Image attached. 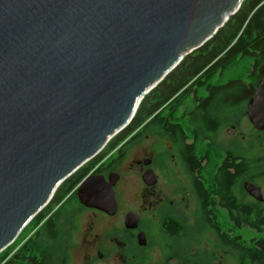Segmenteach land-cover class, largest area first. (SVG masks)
<instances>
[{
	"label": "water",
	"instance_id": "1",
	"mask_svg": "<svg viewBox=\"0 0 264 264\" xmlns=\"http://www.w3.org/2000/svg\"><path fill=\"white\" fill-rule=\"evenodd\" d=\"M241 2L0 0V250ZM246 114L264 130V79Z\"/></svg>",
	"mask_w": 264,
	"mask_h": 264
},
{
	"label": "flooded vegetation",
	"instance_id": "2",
	"mask_svg": "<svg viewBox=\"0 0 264 264\" xmlns=\"http://www.w3.org/2000/svg\"><path fill=\"white\" fill-rule=\"evenodd\" d=\"M249 65L247 71L239 70L233 96L219 93L214 98L205 93L195 98L190 93L186 100L173 96L157 110L160 115L153 126L143 125L114 150L101 151L85 162L0 250V264H194V256L201 254L212 256L209 264H223L225 256L220 252L227 249L214 229H223L225 222L213 221V229H205L200 210L206 200L210 202L206 209L213 211L223 209L220 204L226 201L221 200L226 187L224 156L214 152L217 156L212 157L208 149H224L218 135L229 129L223 124L211 133L215 121L206 118L194 133L187 123L197 113L214 115L227 110L231 114L233 135L228 143L233 145L235 158L234 166L228 168L230 202L237 210L259 206L264 212V174L257 172L256 162L258 147L264 151V130L256 129L246 114L249 99L264 79V61ZM201 99L204 105L198 109ZM143 143L141 155L132 156L128 167L124 166ZM195 145L206 149L201 159L192 153ZM147 171L151 173L144 175ZM247 183L260 188L263 201L246 191ZM110 188L115 208L109 202ZM84 194H93L107 203L106 208L85 204ZM194 244L206 248L194 254Z\"/></svg>",
	"mask_w": 264,
	"mask_h": 264
},
{
	"label": "trees",
	"instance_id": "3",
	"mask_svg": "<svg viewBox=\"0 0 264 264\" xmlns=\"http://www.w3.org/2000/svg\"><path fill=\"white\" fill-rule=\"evenodd\" d=\"M252 61H264V0H242L237 11L230 15L224 24L216 31V33L206 41L201 47L185 55L179 64L171 70L163 80H161L152 90H150L140 101L129 124L115 136H113L103 148L102 152L106 153L114 150L123 143L125 138L135 130H139L142 126H153L160 113L156 114L161 105L173 96L178 99L186 100L190 93L201 95L209 93L215 95L224 93L233 96L236 91V77L239 70L244 66L247 71ZM262 69V68H261ZM229 74V80L221 79L224 75ZM225 82L224 84H222ZM198 109H202L204 103L201 99ZM225 110L218 114L203 115L201 113L194 114L188 121L187 129L193 132L201 130L205 125V119L214 120V124L210 126L209 131L212 133L221 125L228 124L233 117ZM173 120H180V117L168 114ZM186 125L185 122L181 123ZM179 124V125H181ZM206 149H201L195 145L193 150L194 156L202 158V153ZM209 155L212 157L224 156L223 171L226 178L225 195L220 205L223 207L216 208L215 211L206 209L208 202L201 205L200 220L202 227L205 229H213L211 222H225V227L215 228L220 243H223L226 249L232 252L233 260L236 264H264V212L259 206L251 211L237 210L230 202L232 175L229 174L228 168L234 166L235 152L232 147L217 148L212 146L208 149ZM224 151V155L221 154ZM216 152V153H214ZM257 172L264 174V151L258 152L256 155ZM199 165V161H198ZM216 166V162L214 163ZM80 169L75 173H79ZM85 174V173H84ZM60 184L57 190L62 188ZM208 202V203H207ZM243 228L247 229L245 234L242 233ZM195 230L196 232H201ZM194 256V264H209L212 256Z\"/></svg>",
	"mask_w": 264,
	"mask_h": 264
},
{
	"label": "rangeland",
	"instance_id": "4",
	"mask_svg": "<svg viewBox=\"0 0 264 264\" xmlns=\"http://www.w3.org/2000/svg\"><path fill=\"white\" fill-rule=\"evenodd\" d=\"M230 76H229V74L228 73H226L225 75H224V78H221V79H226L227 81L230 79L229 78ZM230 123H232L231 121H228V124H227V126H225V127H227L229 130H227V131H225V130H223L222 131V133H220L219 135H218V137L224 142V144H223V146L225 147V148H227V147H232L233 145L232 144H230L229 145V140H230V137H232V135H233V131L232 130H230V128H229V125H230ZM242 124H243V126L245 125L247 128H248V123L246 124V121L243 119V121H242ZM146 143H143L141 146H139V147H137L136 148V150L134 151V152H132L131 154H130V156H129V158L126 160V162L124 163V166H127L128 167V164H129V162L131 161V157L132 156H140L141 155V151H142V148H140V147H143L144 145H145ZM127 176L128 177H131V175H128L127 174ZM247 232V229H245V228H243V230H242V233L243 234H245ZM203 236H205V235H203ZM203 248H206V246L205 245H197V244H194V254H196V253H199V251L200 250H202ZM209 250H212V247H210L209 246ZM218 250V249H217ZM220 254H223V256H225V258H224V262H223V264H236L235 263V261L233 260V258H232V256H234V254H232V252L231 251H229L228 249L227 250H225V251H221L220 252ZM217 256H218V254H217Z\"/></svg>",
	"mask_w": 264,
	"mask_h": 264
},
{
	"label": "clouds",
	"instance_id": "5",
	"mask_svg": "<svg viewBox=\"0 0 264 264\" xmlns=\"http://www.w3.org/2000/svg\"><path fill=\"white\" fill-rule=\"evenodd\" d=\"M115 136V135H114ZM111 139V138H110ZM103 150V149H102Z\"/></svg>",
	"mask_w": 264,
	"mask_h": 264
}]
</instances>
